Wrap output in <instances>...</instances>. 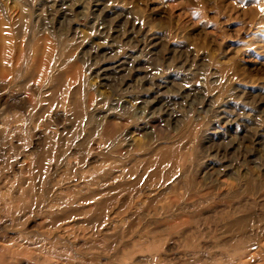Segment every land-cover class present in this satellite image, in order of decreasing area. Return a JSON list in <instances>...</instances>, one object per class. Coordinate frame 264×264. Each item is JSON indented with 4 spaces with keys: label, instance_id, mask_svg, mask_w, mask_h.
Listing matches in <instances>:
<instances>
[{
    "label": "rangeland",
    "instance_id": "rangeland-1",
    "mask_svg": "<svg viewBox=\"0 0 264 264\" xmlns=\"http://www.w3.org/2000/svg\"><path fill=\"white\" fill-rule=\"evenodd\" d=\"M0 264H264V0H0Z\"/></svg>",
    "mask_w": 264,
    "mask_h": 264
}]
</instances>
